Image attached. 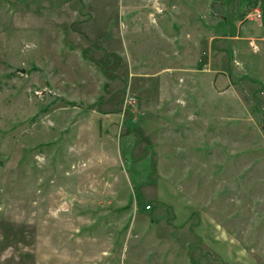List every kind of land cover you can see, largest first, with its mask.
<instances>
[{
	"label": "rangeland",
	"instance_id": "374dc122",
	"mask_svg": "<svg viewBox=\"0 0 264 264\" xmlns=\"http://www.w3.org/2000/svg\"><path fill=\"white\" fill-rule=\"evenodd\" d=\"M152 3L0 0V264H264V0Z\"/></svg>",
	"mask_w": 264,
	"mask_h": 264
},
{
	"label": "crops",
	"instance_id": "0c3cea01",
	"mask_svg": "<svg viewBox=\"0 0 264 264\" xmlns=\"http://www.w3.org/2000/svg\"><path fill=\"white\" fill-rule=\"evenodd\" d=\"M152 8H153V3H152ZM245 33L247 34V36H245L243 38H245V39H256L257 38L260 41V44H261L260 47L262 49V43H264V25L263 26L258 25V28L254 32L252 30H249V28L247 29V31L245 29ZM237 38H240V37L239 36L234 37V40H237V41H235V43L236 42L239 43V41H238L239 39H237ZM261 49H260V51H261ZM219 79H220V77L218 76L217 80H219ZM220 83L225 86V87H223L225 94L232 91V89H231V87H232L231 78L223 77V78H221ZM228 109H230V110L232 109L230 111V113H232V114L238 112L236 108L235 109L227 108L226 110H228ZM202 235H203V238L205 239L206 242L210 241L209 237H207L205 233H202ZM212 236L213 235H211V237ZM239 246L237 247L236 253L232 251L231 247H226V250H225V252H226L225 258L227 260L226 262H230L231 264H237V262H246L244 260V258H246L245 256H248V254H246ZM244 253H245V255H244Z\"/></svg>",
	"mask_w": 264,
	"mask_h": 264
},
{
	"label": "built area",
	"instance_id": "2783aa9c",
	"mask_svg": "<svg viewBox=\"0 0 264 264\" xmlns=\"http://www.w3.org/2000/svg\"><path fill=\"white\" fill-rule=\"evenodd\" d=\"M153 2V9L155 11V14H162L165 12L166 7L164 0H152ZM255 16L257 18H262V14L257 10L255 13Z\"/></svg>",
	"mask_w": 264,
	"mask_h": 264
}]
</instances>
